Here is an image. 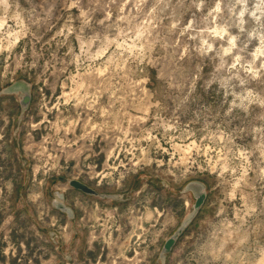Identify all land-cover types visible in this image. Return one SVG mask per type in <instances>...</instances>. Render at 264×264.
<instances>
[{"label": "rangeland", "instance_id": "1", "mask_svg": "<svg viewBox=\"0 0 264 264\" xmlns=\"http://www.w3.org/2000/svg\"><path fill=\"white\" fill-rule=\"evenodd\" d=\"M262 260L264 0H0V264Z\"/></svg>", "mask_w": 264, "mask_h": 264}, {"label": "water", "instance_id": "2", "mask_svg": "<svg viewBox=\"0 0 264 264\" xmlns=\"http://www.w3.org/2000/svg\"><path fill=\"white\" fill-rule=\"evenodd\" d=\"M31 101V94L29 90H24V93L20 99V106L22 109H25L29 106V103ZM69 186L73 187L74 189L81 191L82 193L86 195H93V196H99L102 198H111L115 199V195L112 194H101L98 193L95 189L87 185L86 183L71 179L68 181ZM184 192H190L194 198V203L192 205V211L191 213L181 222L179 227L173 232V234L168 237L161 249L160 252V258L162 261L164 260L165 256L169 254L175 245L176 240L180 235H182L184 229L188 226L189 223L195 218L197 213L199 212L200 208L203 206L205 200H206V185L204 182L199 180H192L189 181L183 188ZM57 199L54 200L52 203L53 205L58 208L60 211L67 214L68 217L74 218V212L73 209L63 203L64 195L61 193H57Z\"/></svg>", "mask_w": 264, "mask_h": 264}, {"label": "bare ground", "instance_id": "3", "mask_svg": "<svg viewBox=\"0 0 264 264\" xmlns=\"http://www.w3.org/2000/svg\"><path fill=\"white\" fill-rule=\"evenodd\" d=\"M262 264H264V261L262 260Z\"/></svg>", "mask_w": 264, "mask_h": 264}]
</instances>
